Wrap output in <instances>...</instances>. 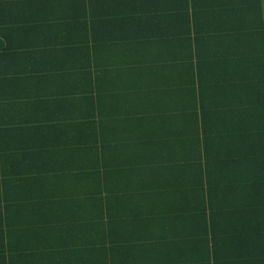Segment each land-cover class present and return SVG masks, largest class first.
<instances>
[{"label": "trees", "instance_id": "16d2710c", "mask_svg": "<svg viewBox=\"0 0 264 264\" xmlns=\"http://www.w3.org/2000/svg\"><path fill=\"white\" fill-rule=\"evenodd\" d=\"M0 264H264V0H0Z\"/></svg>", "mask_w": 264, "mask_h": 264}]
</instances>
